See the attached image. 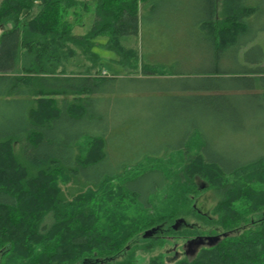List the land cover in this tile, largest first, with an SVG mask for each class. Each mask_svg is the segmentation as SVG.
<instances>
[{"label":"trees","instance_id":"obj_1","mask_svg":"<svg viewBox=\"0 0 264 264\" xmlns=\"http://www.w3.org/2000/svg\"><path fill=\"white\" fill-rule=\"evenodd\" d=\"M195 1L168 10L196 19L197 32L180 34L163 32L156 20L166 0L1 1L0 264H139L138 249L152 252L176 237L191 245L186 256L148 264H264V154L224 159L208 136L220 119L237 129V120L264 113L263 3ZM129 37L136 49L123 45ZM107 60L122 72H109ZM140 100H158L149 108L171 129L163 138H178L166 155L188 150L195 133L203 137L198 156H189L190 174L180 175L177 203L160 211L153 197L169 184L163 170L114 183L142 165L112 162L113 140L134 122L129 103ZM60 173L88 190L68 200ZM195 177L213 183L212 214L192 204ZM225 177L233 180L220 182ZM189 216L209 228L189 224ZM120 218L135 227L124 230ZM140 229L146 243L138 248ZM213 236L220 237L214 246L199 245Z\"/></svg>","mask_w":264,"mask_h":264},{"label":"rangeland","instance_id":"obj_2","mask_svg":"<svg viewBox=\"0 0 264 264\" xmlns=\"http://www.w3.org/2000/svg\"><path fill=\"white\" fill-rule=\"evenodd\" d=\"M2 0H0L1 3ZM167 9L164 11V14L161 17H157V21H161L164 25L163 32L166 33H174L180 34L184 33L188 27H192L194 32H197L196 27V19L193 17H177L170 13H168L169 9L173 8H186L187 6H191L195 4V0H166ZM263 3V11H264V0H261ZM264 14V12H263ZM264 20V17H263ZM91 22V19H90ZM264 22V21H262ZM89 27L87 24L86 29H79L82 34H86V31ZM171 27V29H168ZM175 27V28H174ZM2 30L0 29V34ZM159 40L164 39L163 36L158 35ZM127 40V41H126ZM124 39L123 45L126 47L135 48L137 46V39L135 37H129ZM257 41H264V32L260 34ZM145 42L149 43L148 35L145 37ZM136 49V48H135ZM100 52H104L100 50ZM107 70L109 72L114 71L116 73H121L122 70L112 61L106 62ZM73 70L79 72L80 69H73L72 67L68 68L69 72ZM163 68H159L158 72L163 73ZM133 108L128 111L129 115L133 118L134 122L130 125H126L123 127V130L119 132L120 136H116L113 140L114 147V155L118 156L117 161H112L113 163L124 162V159L131 160L130 164L140 165L139 168L131 169V171L125 173L121 178L116 180L115 185H121L124 180L128 177H134L142 173L147 169H161L166 174V177L169 179V184L166 186L159 194L155 197V209L156 211H160L161 209H165L171 206H174L178 201V193L176 189L178 187L182 188V183L180 182L181 174H190L191 170L188 169L189 166H192L190 162L192 159L190 157L196 158L202 148L203 145V137L199 133H195L188 144V150L185 152H178L171 149L168 151L167 149L174 147L172 145L174 139L178 140V138L173 139H164L162 134L166 132L171 133V129H163V127L158 125L162 120L161 118H156L154 109L149 108L150 105L159 104L158 100H140L135 103H129ZM252 116V117H250ZM222 122H216V124L208 131V136L211 137V152L220 155L222 158H227L229 160H237V161H247L258 156L264 154V113H257L256 115H246L244 118L237 120L235 122L237 129L231 128L227 126L226 123H223L224 119H220ZM16 154L21 158L20 146L19 144L15 146ZM88 149V140L82 141L79 145L78 152L81 156H85ZM135 155L132 158V155ZM149 154L151 156H149ZM22 159V158H21ZM130 169L127 167L122 169L124 173L126 170ZM59 180L57 184L61 187L63 195L66 196L68 200H72L79 192H86V189H79L80 186L76 183V178L74 175H66L65 173H60ZM152 179V180H151ZM232 178H222L220 182H228ZM141 185L143 189L147 188L149 183L153 185V177L148 179ZM197 182L196 186L192 187L193 192H191L190 198L193 199L192 204H197V206L205 213L212 214V211L216 205V197L213 195L211 188L213 187V183L206 182L205 180H199L195 177ZM233 180V179H232ZM203 184V185H202ZM202 185V186H201ZM129 202V201H127ZM157 213V212H156ZM129 214L132 217L137 216L136 206L131 204V208L129 210ZM122 226L124 230H131L134 228L136 224H131L123 219ZM187 222L189 224H197L201 228L208 229L209 227L203 226L202 222H200L195 217H187ZM147 229H140L137 231L139 234L135 239V242L138 245V248L144 246L146 243L145 239H143V233H145ZM145 231V232H143ZM142 232V233H141ZM165 244L163 247L156 248L152 252L137 250V256L139 258V264H148L151 258L156 257L158 255L167 256L170 261L183 258L187 253V239L183 238H168L165 239Z\"/></svg>","mask_w":264,"mask_h":264},{"label":"water","instance_id":"obj_3","mask_svg":"<svg viewBox=\"0 0 264 264\" xmlns=\"http://www.w3.org/2000/svg\"><path fill=\"white\" fill-rule=\"evenodd\" d=\"M151 234L150 233H147L146 235H145V237H147V236H150ZM220 241V237H217V236H213V237H207V238H200V240H199V245H203V244H207V245H209V246H214L215 244H217L218 242ZM191 245L188 243V245H187V248H188V250H189V247H190ZM197 251V250H196ZM187 253H188V251H187ZM194 253H196L195 251H194Z\"/></svg>","mask_w":264,"mask_h":264}]
</instances>
